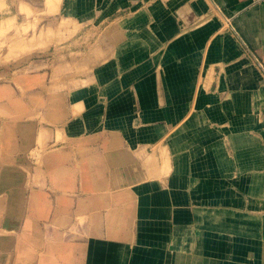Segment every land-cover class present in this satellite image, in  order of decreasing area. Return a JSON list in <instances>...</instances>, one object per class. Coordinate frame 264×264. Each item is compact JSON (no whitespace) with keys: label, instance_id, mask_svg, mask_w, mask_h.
Segmentation results:
<instances>
[{"label":"crops","instance_id":"0c3cea01","mask_svg":"<svg viewBox=\"0 0 264 264\" xmlns=\"http://www.w3.org/2000/svg\"><path fill=\"white\" fill-rule=\"evenodd\" d=\"M121 1L0 146L32 217L25 251L0 235L8 264H264V0Z\"/></svg>","mask_w":264,"mask_h":264},{"label":"rangeland","instance_id":"374dc122","mask_svg":"<svg viewBox=\"0 0 264 264\" xmlns=\"http://www.w3.org/2000/svg\"><path fill=\"white\" fill-rule=\"evenodd\" d=\"M121 2L85 0L81 2L83 6L66 7L65 0H0V146L3 150L10 146L11 136L31 131L32 127L26 125L28 120L41 119L42 102L36 98L28 100L31 90L37 85L35 90H40L42 81L49 80L50 85L45 88L50 90L49 108L52 109L60 101L55 80L62 60L83 58L82 53H101L108 21L113 16L129 15L136 8L133 5L121 7ZM10 85L14 87L12 91ZM11 94L16 96L12 98ZM39 133L41 142L42 131ZM20 160L25 161L24 155ZM28 171L32 174L31 169ZM0 172V192L7 195L0 205V235L3 241L17 238L16 249L25 251L26 240L31 241L25 224L29 218L31 222L32 217L20 213L24 201L16 205L10 199L11 193L25 192V174L15 167L12 170L3 167ZM38 175L40 169H35L33 176L38 179ZM17 177L18 183L11 186L10 179ZM12 206L17 207V213L11 210ZM53 234L57 233H51L50 237L45 233V238L51 240ZM73 234L65 232L68 244ZM6 248H0V264L10 262ZM13 264L20 263L15 260Z\"/></svg>","mask_w":264,"mask_h":264},{"label":"bare ground","instance_id":"6f19581e","mask_svg":"<svg viewBox=\"0 0 264 264\" xmlns=\"http://www.w3.org/2000/svg\"><path fill=\"white\" fill-rule=\"evenodd\" d=\"M104 247V246H103Z\"/></svg>","mask_w":264,"mask_h":264}]
</instances>
